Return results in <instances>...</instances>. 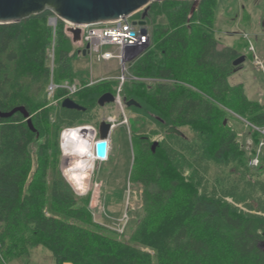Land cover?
Masks as SVG:
<instances>
[{
	"label": "trees",
	"instance_id": "1",
	"mask_svg": "<svg viewBox=\"0 0 264 264\" xmlns=\"http://www.w3.org/2000/svg\"><path fill=\"white\" fill-rule=\"evenodd\" d=\"M217 1L201 0L194 12V1L148 8L151 45L130 72L157 82L127 81L121 89L123 103L140 104L127 109L155 125L131 137L130 182L142 189L143 216L128 237L95 221L89 194L78 196L67 182L48 139L56 135L58 148L63 128L96 118L100 97L117 95L120 81L78 84L70 97L85 111L62 107L63 88L50 105L48 52L54 46L53 80L74 85L72 61L81 46L74 47L63 20L49 25L50 11L0 24V110L25 107L32 119L31 126L21 113L0 118V264L29 258L38 246L55 264H264V179L225 124L228 116L240 118L263 137L257 130L264 129V105L228 81L239 52L220 47L214 35ZM172 126L193 137L168 134Z\"/></svg>",
	"mask_w": 264,
	"mask_h": 264
},
{
	"label": "rangeland",
	"instance_id": "2",
	"mask_svg": "<svg viewBox=\"0 0 264 264\" xmlns=\"http://www.w3.org/2000/svg\"><path fill=\"white\" fill-rule=\"evenodd\" d=\"M217 2L214 35L218 39L219 46L233 48L239 52V58L245 57V61L238 66L239 69L228 81L231 85L243 84L248 98L264 105V0H218ZM78 46H80L78 43L74 45L75 48ZM105 50H113V47H105ZM51 62L48 56L47 63L51 67V72L53 69L51 76L54 77L55 67V76L58 78V63L56 65L54 62L52 66ZM72 63L77 84L82 81L99 82L103 78L116 79L122 73L121 63L117 59L99 61L80 54L73 59ZM56 78L53 80L54 84L62 87L65 82L58 81ZM144 82L154 85L157 81L148 79ZM50 85L47 89V99L50 105L55 106L54 103L57 100L53 98L54 95H49ZM75 98L78 99L77 96L72 97L74 100ZM96 115L97 117L91 122L72 128L90 126V142L94 145L100 138L98 124L104 120H112L115 127L110 137L107 160L97 161L96 168L90 177L88 191L79 193L78 196L85 197L89 194L95 221L120 233L124 231L128 237L143 216L142 189L130 182L134 164L131 137L133 132L150 134L155 125L129 111L125 103L101 107L97 109ZM238 119L228 116L225 123L236 129L239 141L249 158V164L264 179V129H256L263 135L259 138L253 132L254 127L245 120ZM53 128L52 126L51 133ZM67 129L69 128H63L59 134L58 148L56 135L50 134L48 137L51 159L58 157L59 169L66 180L68 179L64 173V165L67 146L66 140H63V133ZM182 130L189 138L193 137L189 128ZM159 138H163V135L159 134L153 139ZM258 138L259 142H257ZM45 141L46 139H43L42 143ZM33 149L36 150L37 147L33 146ZM262 249H264L263 245ZM11 264H55V257L50 250L38 246L32 249L29 258L14 260Z\"/></svg>",
	"mask_w": 264,
	"mask_h": 264
},
{
	"label": "water",
	"instance_id": "3",
	"mask_svg": "<svg viewBox=\"0 0 264 264\" xmlns=\"http://www.w3.org/2000/svg\"><path fill=\"white\" fill-rule=\"evenodd\" d=\"M167 0H0V24L18 23L33 16L40 15L47 11L54 14L50 18L49 25L55 26L58 19L76 26H96L99 24L109 23L119 20L121 17H127L132 14L143 11V19L146 18L148 8L153 2H163ZM177 1H194L193 12L196 10L201 0H177ZM143 21L141 24H145ZM74 35V42L81 41V29H70ZM145 33L146 30H143ZM89 45L82 51L83 56H87ZM245 61L242 56L234 61V66L238 67ZM118 103L117 96L113 93H105L98 101L100 107H106L109 104ZM127 107H140V104L132 99L126 101ZM62 107L85 111L86 108L78 104L71 97H67L62 101ZM16 113H21L32 126V119L29 111L25 107H17L11 112H2L0 110V118H10ZM226 124V123H225ZM114 125L110 120H104L99 125V140L96 144L97 155L101 159L108 158L109 142L113 132ZM168 134H176L185 136L183 131L172 126L167 131ZM159 142H154L152 149L156 151ZM73 190L79 192L73 187ZM81 194V193H80Z\"/></svg>",
	"mask_w": 264,
	"mask_h": 264
},
{
	"label": "built area",
	"instance_id": "4",
	"mask_svg": "<svg viewBox=\"0 0 264 264\" xmlns=\"http://www.w3.org/2000/svg\"><path fill=\"white\" fill-rule=\"evenodd\" d=\"M141 12L142 11L138 13ZM138 13L132 14L127 17H121L119 20L99 24L96 26H76L65 22L67 25V33L72 40L74 39V35L70 31V29H77L78 27H80L81 41L78 44L81 46L82 50H84L86 46L89 45L87 56L91 57L92 59L95 58L99 61H109L112 59H117L120 61L122 73L121 76L116 77V80L120 81V88L118 89V93L116 95L118 103L120 105L123 104L121 98L122 86L127 81L129 82L144 80L131 74V72L129 71V66L131 67L130 64L137 61L149 49L151 45L152 28L148 24L146 19H143V17L137 18ZM143 21H145L146 23L141 24ZM56 25L54 26V28L56 27ZM143 30H146V32L144 33ZM122 43H126V47L121 46ZM105 47H113V50H105ZM49 57L52 60L51 64L53 66L55 58L54 48L50 52ZM126 65H128V67ZM127 75L129 77H127ZM104 79L105 78H103L102 80ZM92 83L93 82H91V84ZM59 88L66 89L68 91L69 97L77 92L78 84L70 85L68 83H65L62 87H58L54 84L52 77L51 85L49 88V95H55V92ZM57 102L58 101H56L55 103ZM110 121L113 123L112 120Z\"/></svg>",
	"mask_w": 264,
	"mask_h": 264
},
{
	"label": "bare ground",
	"instance_id": "5",
	"mask_svg": "<svg viewBox=\"0 0 264 264\" xmlns=\"http://www.w3.org/2000/svg\"><path fill=\"white\" fill-rule=\"evenodd\" d=\"M121 46L126 47V43H122ZM63 140H66L67 146L64 173L79 193H85L89 189L90 177L96 168L97 161H105L107 158L104 160L97 155L98 140L94 145L90 142V126L66 130Z\"/></svg>",
	"mask_w": 264,
	"mask_h": 264
},
{
	"label": "flooded vegetation",
	"instance_id": "6",
	"mask_svg": "<svg viewBox=\"0 0 264 264\" xmlns=\"http://www.w3.org/2000/svg\"><path fill=\"white\" fill-rule=\"evenodd\" d=\"M237 69H239V67H237ZM126 103V102H125ZM55 105H57V103H55ZM127 107V106H126ZM129 108V107H127ZM136 108H139V107H136ZM164 138V137H163ZM163 138H159L158 140H155L153 139L154 142L158 141V142H161L163 140Z\"/></svg>",
	"mask_w": 264,
	"mask_h": 264
}]
</instances>
